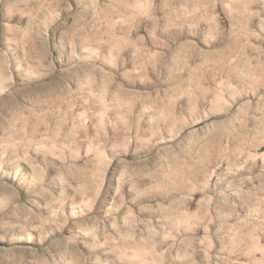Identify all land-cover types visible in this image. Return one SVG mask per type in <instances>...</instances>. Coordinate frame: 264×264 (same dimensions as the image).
Instances as JSON below:
<instances>
[{
  "label": "rangeland",
  "instance_id": "obj_1",
  "mask_svg": "<svg viewBox=\"0 0 264 264\" xmlns=\"http://www.w3.org/2000/svg\"><path fill=\"white\" fill-rule=\"evenodd\" d=\"M0 264H264V0H0Z\"/></svg>",
  "mask_w": 264,
  "mask_h": 264
}]
</instances>
